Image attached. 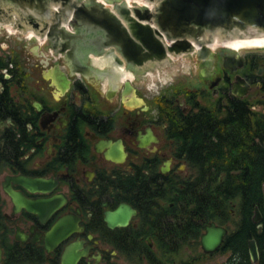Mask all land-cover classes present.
<instances>
[{"label": "flooded vegetation", "instance_id": "obj_1", "mask_svg": "<svg viewBox=\"0 0 264 264\" xmlns=\"http://www.w3.org/2000/svg\"><path fill=\"white\" fill-rule=\"evenodd\" d=\"M105 11L95 3L81 7L84 23L72 42L46 39V50L62 55L54 63L43 60L49 65L44 82L30 87L29 72L20 79L10 72L13 64L0 70V264H203L220 253L226 258L215 264H264L261 211L258 223L256 212L251 217L255 231L247 240L245 217L236 211V202L221 221L201 223L198 234L197 215L188 212L196 205L187 208L198 169L177 142L172 123L180 118L170 110L223 114L234 101L257 108L264 99V54L194 50L197 75L190 74L186 82L174 79L155 100L140 99L137 87L126 101L123 88L103 96L96 83H112L118 67L115 60L103 68L94 63V56L111 52L113 38L101 29ZM5 53L0 48V55ZM227 58L243 59L244 65H227ZM58 67L71 80L65 93L52 85ZM125 68L137 73L136 65L125 62ZM77 72L80 78L74 76ZM239 81L249 85L246 97L234 93ZM54 88L57 94L52 95ZM7 93L13 108L6 105ZM102 96L106 103L99 100ZM104 141L121 142L123 162L107 158L110 150L100 147ZM22 177L52 184L30 190L13 180ZM9 191L36 202L35 207L16 203ZM59 223L60 236L55 235ZM212 224L227 233L216 252L206 253L202 236ZM183 234L192 237L183 240ZM251 242L257 246V262Z\"/></svg>", "mask_w": 264, "mask_h": 264}, {"label": "water", "instance_id": "obj_2", "mask_svg": "<svg viewBox=\"0 0 264 264\" xmlns=\"http://www.w3.org/2000/svg\"><path fill=\"white\" fill-rule=\"evenodd\" d=\"M147 1L157 3L154 11L130 5L127 0L112 1L115 12L106 10V16H103L101 22V29L106 32V37L113 38L111 52L105 58L111 55L121 66L125 61L140 66L153 59L166 60L169 58L168 53L187 55L194 42L201 45V51L206 50L205 44L210 43L217 36L223 39L245 38L246 40L264 38V0ZM79 2L80 0H0V16L15 13L27 26L41 34L46 33L55 41H72L77 33L69 32L64 24L76 21L72 25L78 28L79 23L83 22ZM52 5H59L58 12L53 13ZM50 30L52 33H49ZM230 62L238 63L241 67L244 65L243 59L227 58L226 64ZM84 68L86 71L89 70L87 66ZM56 74L53 81L65 93L71 80L60 67ZM119 79L125 81L123 75ZM123 85L124 97L135 91L130 81H125ZM248 90L249 85L239 81L234 93L243 98L249 94ZM36 107L41 109L42 106L36 102ZM145 140L146 137L142 140V145H145ZM100 147L110 150L106 154L107 158L115 162L124 161L125 154L121 142L104 141ZM13 180L22 183L30 190L52 184L50 180L24 177ZM9 193L16 203L28 209L36 205V202L12 191ZM255 212L254 221L258 223L261 218L260 211L256 208ZM62 231L63 223H59L55 227V235L60 236ZM226 233L224 228L215 224L208 226L202 236L205 252H216L222 245ZM250 252L252 260L257 262L258 250L255 242H251ZM77 258L70 262L76 263Z\"/></svg>", "mask_w": 264, "mask_h": 264}, {"label": "trees", "instance_id": "obj_3", "mask_svg": "<svg viewBox=\"0 0 264 264\" xmlns=\"http://www.w3.org/2000/svg\"><path fill=\"white\" fill-rule=\"evenodd\" d=\"M20 58L18 50L0 55V70L13 64L10 72L25 79ZM262 104L264 107V100ZM6 105L14 107L9 93ZM251 107L247 101H234L223 114L200 110L188 115L170 107L172 116L180 118L172 123V131L180 148L187 151L189 164L198 169L196 184H192L195 191L187 194V208L196 205L188 212L194 211L197 215V231L209 219L221 221L236 202V211L245 217L247 240L255 231L251 217L256 208L264 213V112ZM208 174L213 182L211 191L207 185ZM190 237L192 234H183L182 239Z\"/></svg>", "mask_w": 264, "mask_h": 264}, {"label": "rangeland", "instance_id": "obj_4", "mask_svg": "<svg viewBox=\"0 0 264 264\" xmlns=\"http://www.w3.org/2000/svg\"><path fill=\"white\" fill-rule=\"evenodd\" d=\"M88 3H97L99 0H87ZM104 1V0H101ZM10 16H6V18L0 19V41H1V50L5 51L4 55H7L12 50H18V55H20V59L22 61V67L25 69V72L28 71L31 77L26 79V82L31 87L35 84L36 81H43V75L49 69V65H44L43 60H47L49 57L48 51L41 46L40 40L32 39L28 37L30 31H33L31 27H18V26H11V23H14V16L17 14L11 13ZM17 17V16H16ZM12 21V22H11ZM4 23L6 25H4ZM5 27V28H4ZM38 35V34H36ZM40 37V36H39ZM226 48L232 51L233 49L227 47H220ZM217 50V49H213ZM241 54H264L263 49H240L236 51ZM193 51L186 54H172L169 56L168 59L157 62V63H146L140 68H137V73L134 72V80L132 84L134 87L139 88V98L145 99L148 101L153 100L154 97L158 95L163 87L169 86V84L176 78H180L184 82L188 81L190 74L197 75V65L195 63V57L193 55ZM51 63L54 61L51 59ZM48 67V68H47ZM27 78V75H26ZM95 87L98 91H101V95H105L101 90V82L96 83ZM119 89V87H118ZM51 93L56 94V90L51 89ZM51 93H48V97ZM261 95L264 96L262 93ZM99 98L101 103H106V99L104 97ZM264 100V99H263ZM262 101H260L257 108H254L255 111L264 112V107H262ZM118 100L116 99L115 102ZM233 206L228 208L232 210ZM226 257H224L223 253L216 255L215 257L211 258L212 260L203 263V264H215L218 262H223Z\"/></svg>", "mask_w": 264, "mask_h": 264}, {"label": "bare ground", "instance_id": "obj_5", "mask_svg": "<svg viewBox=\"0 0 264 264\" xmlns=\"http://www.w3.org/2000/svg\"><path fill=\"white\" fill-rule=\"evenodd\" d=\"M131 5L138 7V8H147L151 11H154L156 8L157 3L156 2H149L147 0H138L139 3L134 2L133 0H127ZM111 2V1H110ZM136 3V4H134ZM87 4V0H80L79 2V6L84 7ZM60 7H56L54 5H52V9L54 10L53 13L58 12ZM16 19H18V16L16 17ZM19 23H11V26H18ZM66 25V28L69 29L70 31H73V33H77L74 28L72 23H68V24H64ZM154 25V24H153ZM34 34H36L34 31H30L28 34V37H32ZM41 40V43H45L46 38H42L41 36L39 37ZM244 39H240V38H234V39H223L219 36L215 37L213 43H206L205 47L209 50L210 49H217L220 47H227L230 49H233L235 51H239L240 49H264V38H258V39H252V40H246ZM167 45V44H166ZM202 47L201 45L197 44V43H193L192 49L191 50H200ZM206 49V50H207ZM96 63H101L103 66L107 65L106 62L103 61H98ZM116 69V75L112 78V83L115 84L116 80L122 81V79H119L122 75L125 78V81H132L135 78V74H133L131 71L127 70V68H121V67H115Z\"/></svg>", "mask_w": 264, "mask_h": 264}, {"label": "crops", "instance_id": "obj_6", "mask_svg": "<svg viewBox=\"0 0 264 264\" xmlns=\"http://www.w3.org/2000/svg\"><path fill=\"white\" fill-rule=\"evenodd\" d=\"M104 66H99V68H103ZM51 77V75L49 76ZM53 85V84H52ZM103 93H105L107 90H109V85L106 82H103ZM56 94H57V90H56Z\"/></svg>", "mask_w": 264, "mask_h": 264}]
</instances>
